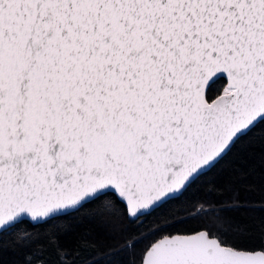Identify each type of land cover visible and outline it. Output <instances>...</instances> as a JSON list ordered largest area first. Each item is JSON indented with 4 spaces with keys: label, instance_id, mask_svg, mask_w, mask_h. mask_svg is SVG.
Wrapping results in <instances>:
<instances>
[{
    "label": "water",
    "instance_id": "obj_1",
    "mask_svg": "<svg viewBox=\"0 0 264 264\" xmlns=\"http://www.w3.org/2000/svg\"><path fill=\"white\" fill-rule=\"evenodd\" d=\"M225 78L229 91L208 100ZM264 119V0H0V233L108 192L133 218ZM142 264H264L208 230Z\"/></svg>",
    "mask_w": 264,
    "mask_h": 264
},
{
    "label": "trees",
    "instance_id": "obj_2",
    "mask_svg": "<svg viewBox=\"0 0 264 264\" xmlns=\"http://www.w3.org/2000/svg\"><path fill=\"white\" fill-rule=\"evenodd\" d=\"M227 90L220 78L207 98ZM202 229L224 245L264 250V119L182 194L141 217L108 192L42 223L14 224L0 233V264H142L157 239Z\"/></svg>",
    "mask_w": 264,
    "mask_h": 264
},
{
    "label": "rangeland",
    "instance_id": "obj_3",
    "mask_svg": "<svg viewBox=\"0 0 264 264\" xmlns=\"http://www.w3.org/2000/svg\"><path fill=\"white\" fill-rule=\"evenodd\" d=\"M227 91H229V89H228ZM227 91H226V92H227Z\"/></svg>",
    "mask_w": 264,
    "mask_h": 264
}]
</instances>
